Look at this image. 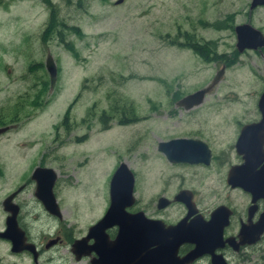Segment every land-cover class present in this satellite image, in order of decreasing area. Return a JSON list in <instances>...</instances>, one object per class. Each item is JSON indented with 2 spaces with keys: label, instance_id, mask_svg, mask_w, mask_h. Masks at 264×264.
Wrapping results in <instances>:
<instances>
[{
  "label": "rangeland",
  "instance_id": "obj_1",
  "mask_svg": "<svg viewBox=\"0 0 264 264\" xmlns=\"http://www.w3.org/2000/svg\"><path fill=\"white\" fill-rule=\"evenodd\" d=\"M115 1L0 0V127H11L0 134V188H15L39 164L53 168L57 188L71 190L67 209L78 230L99 217L120 162L142 197L181 183L205 187L194 171L159 166L158 142L198 133L225 149L232 117L264 73V58L242 55L200 107L169 108L172 94L206 86L231 56L230 19H249V0ZM251 19L264 30V7ZM48 54L57 67L52 87ZM219 161L206 174L223 188ZM262 255L256 250L247 264H264Z\"/></svg>",
  "mask_w": 264,
  "mask_h": 264
},
{
  "label": "flooded vegetation",
  "instance_id": "obj_2",
  "mask_svg": "<svg viewBox=\"0 0 264 264\" xmlns=\"http://www.w3.org/2000/svg\"><path fill=\"white\" fill-rule=\"evenodd\" d=\"M251 4L252 0H249L247 4L249 19L237 21L233 25L234 17L230 19L232 20L231 32L234 37L232 52L231 56L225 59H222L220 54L219 58L223 62L216 71L222 69V76L218 82L222 80L225 71L235 63L236 58L237 61L240 56L249 54L264 58V45L244 47L243 49H239L237 46L236 28L238 26L248 24L260 31L264 37L263 28L256 27L251 19L252 12L257 8L264 7V4L254 6ZM252 37L257 42L255 36ZM188 48L192 51L196 49L192 45H188ZM262 75L258 87L246 95L248 98L245 100V104L239 106L241 110L238 111V115L232 117L235 130L225 149L215 150V147L208 140L199 136L198 133L174 135L159 141L166 142L178 138L201 141L204 145L192 146L187 143L188 153L185 151V154L177 155H189L195 159L207 160V162L202 160L198 162L172 161L169 160L164 151L160 150L159 146L156 157H163L165 162L160 160L161 165L159 166L163 167L164 164H167L168 168L171 169L167 171L177 173L182 170L185 172L188 169L205 177V187L181 183L178 188H172L170 191L159 188L157 192H154V188H152L150 193H145L143 197L140 195V188H133L132 202L125 207L126 215H133L136 221H154V223L162 224L164 227L174 226L181 221L186 224L194 221L197 224L195 229L198 230L203 229V222L210 221L215 210L222 207L223 210L215 216V225L209 227L207 231L216 233L219 230L218 224L224 219L227 221L222 227L220 238L217 235L213 238L196 239L195 241L183 240L177 244L174 242L176 240L171 241L168 238L169 252L167 251L165 257L153 258L154 264H247L252 261L253 252L264 248V231L253 242L250 241L257 232L253 225L264 213V188H250L248 186L250 185L249 176L252 170L264 173V98H262L264 73ZM218 82L208 94L214 92ZM184 95L177 97L172 94L167 106L177 109L181 113H190L201 106L202 103L190 108L178 105V100ZM130 119L132 118H122L123 121ZM247 126L250 129L242 142V140L240 141L241 131ZM6 127H8L7 130L11 128L8 125ZM218 159L219 162L226 161L224 163L225 174L219 178L223 188L216 182L215 176L206 174L211 171L209 168ZM246 161L250 162L248 167L238 169L245 187L228 184L227 175L229 171L232 168L247 164ZM37 166L49 167L43 164ZM31 172L30 176L15 188H0V264H114L115 260L111 255L107 259L103 254L100 255L103 246L101 242L99 248L94 246L95 237L98 239L104 237L102 231H95V235L94 232L90 231L91 227L107 213L110 206V194L107 202L101 203L99 217L87 224L83 230H78L67 209V201L69 202L67 198L72 195L71 190H67L70 188H57L58 175L56 171L57 177L52 188H36V182L31 178ZM217 191L222 194L218 195ZM49 206L53 208V211ZM244 225L252 228L241 239L240 232ZM117 233L118 226L116 224L104 229L107 241H113ZM104 246L107 247L106 244ZM153 247L155 246L152 245L151 248ZM202 249H204L203 252L199 254L198 252ZM194 250L197 251V255L193 259L185 261L186 257ZM168 253L170 256H167ZM261 257L264 260V255Z\"/></svg>",
  "mask_w": 264,
  "mask_h": 264
},
{
  "label": "water",
  "instance_id": "obj_3",
  "mask_svg": "<svg viewBox=\"0 0 264 264\" xmlns=\"http://www.w3.org/2000/svg\"><path fill=\"white\" fill-rule=\"evenodd\" d=\"M121 1L122 0H116L115 4L120 3ZM257 4H264V0H252V6ZM236 31L237 46L239 49H243L244 47L250 48L256 47L258 45H264L263 35L260 33V31L256 30L252 26L248 24L241 25L236 28ZM252 36H255L257 42H255ZM45 68L49 75L50 87H52L56 81L57 67L54 59L52 58V55L50 54L46 56ZM221 76L222 69L216 72L212 80L206 86L184 95L178 100L177 104L185 108H190L192 106L199 105L200 103H202L205 95L208 94L217 84V82L221 79ZM262 98H264V94L262 95ZM248 127L249 126L244 127L241 131L240 141L242 140V142L244 137H246V134L249 132L250 128ZM7 128L8 127L6 126L0 127V134L4 133ZM187 143H190L192 146H201V144H203L201 141H193L184 138H178L166 142L161 141L159 142L158 146L160 150L164 151V153L168 156L169 160L172 161L198 162L202 160L201 158H192L188 154V156L177 155L185 154V151H187L188 153L189 150L187 148ZM194 148L192 147V149ZM202 161L207 162V160ZM246 163L247 164L242 165L240 167L232 168L229 171L227 175L228 184H231L232 186H243L244 183L242 181V175L239 174L238 169L247 168L250 162L246 161ZM56 177L57 176L55 171L49 167L36 166L31 172V178L35 180L36 188H52L56 181ZM249 181L250 185L248 186H250V188H264V173L255 172L252 170L251 175L249 176ZM133 188L134 174L125 162H120L115 168L109 183L110 206L108 208V211L105 216L101 218L97 223H95L90 229L91 232H94V235L95 231H102L104 237L100 239L95 237L94 246L95 248L96 246L99 248L101 242L103 246L100 255L103 254L106 259L109 257V255H111L112 258L115 260L114 264H154L153 258L155 259L156 257L166 256V253L170 248L168 238L171 241L176 240L174 242L175 244H177L183 240L195 241L196 239L199 240L210 237L213 238L217 235L219 236V238L221 237V230L222 227L226 224V219H224L218 224V232H210L207 231V229L215 225V216L218 214V212L223 210L222 207H219L215 210V212L213 213V217L210 219V221L203 222V229L200 228L198 230L195 229L197 228V224L194 223V221L190 224H186L184 221H181L174 226L167 227H164L162 224H156V222L154 223V221H136L133 215H126L125 213V207L129 205L133 199ZM49 207L53 211V208H51V206ZM112 224H116L118 226V233L113 241H107V239H105L106 236L104 234V229L105 227H108ZM253 227L256 228L257 232L256 236L250 240L252 242L257 239L259 234L264 231V213H262L258 222L253 225ZM250 228L252 227L248 225H244L241 228V239H243L244 235H246L247 232L251 231ZM104 244H106L107 247H105ZM152 245H154L155 247L151 248ZM203 250L204 249L200 250L198 253H202ZM195 255H197L196 250L192 251V253H190L186 257L185 261L193 259ZM167 256H170V253H168Z\"/></svg>",
  "mask_w": 264,
  "mask_h": 264
},
{
  "label": "trees",
  "instance_id": "obj_4",
  "mask_svg": "<svg viewBox=\"0 0 264 264\" xmlns=\"http://www.w3.org/2000/svg\"><path fill=\"white\" fill-rule=\"evenodd\" d=\"M190 45H192L193 47L197 48V45H198V44L196 45V44H191V43H190ZM196 50H198V49H196ZM127 109H128L129 111H131L132 107L129 106V107H127ZM119 114H123V110L119 111ZM122 118H124V117H120V121H121V122H124V121L122 120ZM103 123H104V125H105V120H103Z\"/></svg>",
  "mask_w": 264,
  "mask_h": 264
}]
</instances>
